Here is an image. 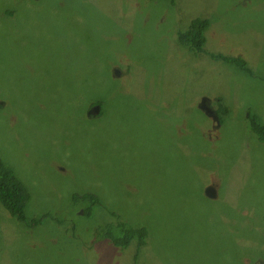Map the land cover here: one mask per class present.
Segmentation results:
<instances>
[{"label": "rangeland", "instance_id": "rangeland-1", "mask_svg": "<svg viewBox=\"0 0 264 264\" xmlns=\"http://www.w3.org/2000/svg\"><path fill=\"white\" fill-rule=\"evenodd\" d=\"M196 17L204 52L175 38ZM251 116L264 124V0H0V159L31 194L26 222L0 203V264H264ZM104 221L145 226L147 247L115 246Z\"/></svg>", "mask_w": 264, "mask_h": 264}, {"label": "trees", "instance_id": "trees-1", "mask_svg": "<svg viewBox=\"0 0 264 264\" xmlns=\"http://www.w3.org/2000/svg\"><path fill=\"white\" fill-rule=\"evenodd\" d=\"M9 14L11 13L9 12ZM209 29H210L209 20H205L203 18H196L193 21H191L187 30L181 31L178 34L181 39L186 41V43L188 42L190 44H193L191 46H195L196 48H198L192 50H196L198 52H204L205 49L202 48V46L205 44V41L207 39L206 33ZM210 56H212L213 59L216 60L222 59L226 63L234 64L236 67H238L239 69L245 72L248 73L251 72L248 63L241 57H227L222 54L219 55L211 54ZM107 101L108 100L106 97L95 99V102L91 106V108L93 109L94 107L100 106L101 107L100 114L102 116L105 112ZM223 111H225V109ZM250 119L252 124V130L258 134L259 139L264 140L263 122L262 121L260 122L259 119H257L254 116H251ZM30 200H31V194L26 184L18 177L16 172L10 166L5 164L0 159V203L5 205L9 210V213L17 217L20 222H26L25 211ZM82 201L88 202L90 204V208L86 210V213L88 215L91 214L90 217H92L93 215V210H94L93 208L101 204L100 200L93 195L90 194L84 196L76 195L75 202L80 203ZM108 216L115 217L113 214L110 213H108ZM102 227L103 228L105 227V229L108 230L109 233L108 237L116 245L122 247L123 249L130 247L131 242L133 240L138 241V246L140 250L144 246L147 247L149 243L148 228L136 223L135 221L131 223V226H129L128 224L122 221H113L111 223H105L104 221Z\"/></svg>", "mask_w": 264, "mask_h": 264}, {"label": "clouds", "instance_id": "clouds-1", "mask_svg": "<svg viewBox=\"0 0 264 264\" xmlns=\"http://www.w3.org/2000/svg\"><path fill=\"white\" fill-rule=\"evenodd\" d=\"M170 1H175V0H170ZM196 18H199V17H196ZM196 18H194V19H196ZM193 19V20H194ZM203 19H205V20H209L210 21V27H212V21H211V19L210 18H208V17H206V18H203ZM192 20V21H193ZM190 23L191 22H189V24H188V26L187 27H185L182 31H185V30H187L188 29V27H189V25H190ZM210 30V29H209ZM208 30V31H209ZM208 31H207V33H206V37H209V33H208ZM181 32V31H180ZM175 38H176V40L178 41V44H180V46H181V48L182 49H184L185 51H186V48H188V49H198V48H196L195 46H191V45H187L186 44V41L185 40H183V39H181L180 38V36H179V34L177 33V34H175ZM204 49H206V48H204ZM100 113H101V111H100ZM97 114V117H101V114ZM93 115H95V114H93ZM255 117V116H254ZM260 122H261V120H259ZM219 180V178L218 177H216V176H212L211 178H209V180L204 184V186H203V189L204 188H206V190L208 189V188H214L215 190H216V197L215 198H211L210 196H208L207 194H206V196L209 198V199H216V198H218V184L216 183V181H218ZM205 193H206V191H205ZM108 235H109V233H108V231H107V234L106 235H104V239H107V240H110L111 242H112V244H114L115 246H117V247H119L118 245H116L109 237H108ZM116 235V234H115ZM117 236V235H116ZM120 236V235H119ZM133 241H135V240H133ZM132 243V242H131ZM137 243H138V241H137ZM122 248V247H121ZM134 260H135V262H136V264H137V262H138V259H137V255H136V253H135V255H134Z\"/></svg>", "mask_w": 264, "mask_h": 264}, {"label": "water", "instance_id": "water-1", "mask_svg": "<svg viewBox=\"0 0 264 264\" xmlns=\"http://www.w3.org/2000/svg\"><path fill=\"white\" fill-rule=\"evenodd\" d=\"M205 101V99L202 101V103ZM201 108H203L206 112H208V113H212V117H215L216 118V120H218V118L215 116V113L210 109V108H205V107H201ZM100 111H101V107L100 106H97V107H94L93 109H91V113H93V114H95V115H97V114H99L100 113ZM206 194L208 195V196H210L211 198H215L216 197V190L214 189V188H208L207 190H206Z\"/></svg>", "mask_w": 264, "mask_h": 264}]
</instances>
